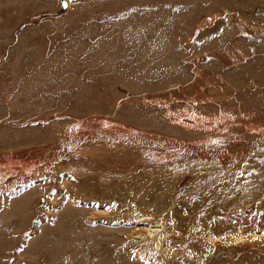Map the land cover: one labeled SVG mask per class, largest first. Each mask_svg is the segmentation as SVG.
Here are the masks:
<instances>
[{"label": "rangeland", "instance_id": "374dc122", "mask_svg": "<svg viewBox=\"0 0 264 264\" xmlns=\"http://www.w3.org/2000/svg\"><path fill=\"white\" fill-rule=\"evenodd\" d=\"M60 1L0 0V264H264V0Z\"/></svg>", "mask_w": 264, "mask_h": 264}, {"label": "water", "instance_id": "95a60500", "mask_svg": "<svg viewBox=\"0 0 264 264\" xmlns=\"http://www.w3.org/2000/svg\"><path fill=\"white\" fill-rule=\"evenodd\" d=\"M67 8H68V3H67V1H65V0H61V1H60V7H59L57 10H55V11L53 12V15L61 14V13H63L64 11H66Z\"/></svg>", "mask_w": 264, "mask_h": 264}, {"label": "bare ground", "instance_id": "6f19581e", "mask_svg": "<svg viewBox=\"0 0 264 264\" xmlns=\"http://www.w3.org/2000/svg\"><path fill=\"white\" fill-rule=\"evenodd\" d=\"M147 218V217H146ZM150 219V218H149ZM140 220L141 221H145V220H148V219H145V217H141L140 216ZM158 228V227H157ZM156 228V230H153V232H158V229Z\"/></svg>", "mask_w": 264, "mask_h": 264}]
</instances>
